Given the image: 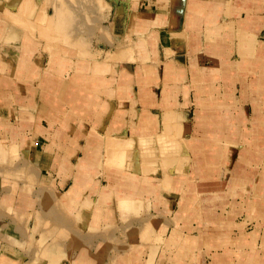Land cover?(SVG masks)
I'll return each instance as SVG.
<instances>
[{"label":"crops","instance_id":"0c3cea01","mask_svg":"<svg viewBox=\"0 0 264 264\" xmlns=\"http://www.w3.org/2000/svg\"><path fill=\"white\" fill-rule=\"evenodd\" d=\"M94 2L0 0V264H264V0Z\"/></svg>","mask_w":264,"mask_h":264},{"label":"rangeland","instance_id":"374dc122","mask_svg":"<svg viewBox=\"0 0 264 264\" xmlns=\"http://www.w3.org/2000/svg\"><path fill=\"white\" fill-rule=\"evenodd\" d=\"M78 5L80 7L78 8L76 7L73 13H70L69 15L66 14L64 15L65 17L64 25L66 27L65 31L74 32V35L81 39L85 37V33L88 34L89 31L90 33L93 32V30L89 29L88 27V25H94L91 21L93 20V17L91 16L92 14L90 15L89 10L93 8L95 9V7L98 5L97 2H94V0H91L90 6L86 4V6L84 7V0H79ZM20 15L21 17H23V22H22L23 25L27 27L29 30H31L33 33L36 32L38 37H40L41 39L47 42L48 37L45 34L46 28L43 29L42 25H44L45 23L49 25L50 16L47 15V13H40V14L24 13V14H19L18 16ZM60 33H62V29L60 30Z\"/></svg>","mask_w":264,"mask_h":264}]
</instances>
